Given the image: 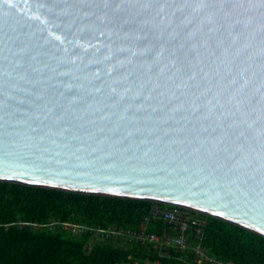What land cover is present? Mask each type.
Here are the masks:
<instances>
[{
    "label": "water",
    "instance_id": "1",
    "mask_svg": "<svg viewBox=\"0 0 264 264\" xmlns=\"http://www.w3.org/2000/svg\"><path fill=\"white\" fill-rule=\"evenodd\" d=\"M0 182L264 238V0H0Z\"/></svg>",
    "mask_w": 264,
    "mask_h": 264
},
{
    "label": "trees",
    "instance_id": "2",
    "mask_svg": "<svg viewBox=\"0 0 264 264\" xmlns=\"http://www.w3.org/2000/svg\"><path fill=\"white\" fill-rule=\"evenodd\" d=\"M155 206L161 208L149 201L0 182V264H211L192 253L188 258L180 253L168 257L154 246L124 244L93 232L78 236L62 227L67 223L97 230L145 228L160 238L169 224L162 218L145 221ZM189 214L203 222L199 234L188 232L190 243L200 244L210 259L264 264L263 237L210 216Z\"/></svg>",
    "mask_w": 264,
    "mask_h": 264
},
{
    "label": "built area",
    "instance_id": "3",
    "mask_svg": "<svg viewBox=\"0 0 264 264\" xmlns=\"http://www.w3.org/2000/svg\"><path fill=\"white\" fill-rule=\"evenodd\" d=\"M190 210L175 207L174 209L163 210L155 206L150 215L145 218L146 223L149 220H156L162 218L169 224V231H166L160 238L153 232L147 229L132 230L125 228L122 230L112 229H92L89 227L63 224L62 227L70 230L75 235H82L85 232H93L101 238L113 237L121 240L124 244H140L146 246H154L162 255L172 257V253H180L184 258H188L190 253L194 254L200 260H207L211 264H232L220 263L214 259H210L206 254L204 248L200 244L190 243L189 234L190 230H194L197 234L200 233V226L203 224L198 218H194L189 214ZM196 260V258H195ZM194 260V262H196Z\"/></svg>",
    "mask_w": 264,
    "mask_h": 264
},
{
    "label": "rangeland",
    "instance_id": "4",
    "mask_svg": "<svg viewBox=\"0 0 264 264\" xmlns=\"http://www.w3.org/2000/svg\"><path fill=\"white\" fill-rule=\"evenodd\" d=\"M169 208H171V207L166 206V205H161V209H163V210H167V209H169Z\"/></svg>",
    "mask_w": 264,
    "mask_h": 264
}]
</instances>
